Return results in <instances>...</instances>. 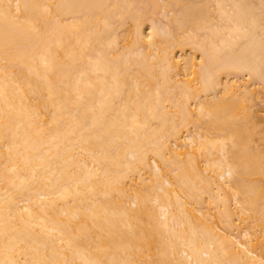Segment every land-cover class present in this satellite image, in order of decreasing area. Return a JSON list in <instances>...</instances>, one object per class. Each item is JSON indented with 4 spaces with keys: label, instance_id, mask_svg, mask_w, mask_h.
Segmentation results:
<instances>
[{
    "label": "bare ground",
    "instance_id": "obj_1",
    "mask_svg": "<svg viewBox=\"0 0 264 264\" xmlns=\"http://www.w3.org/2000/svg\"><path fill=\"white\" fill-rule=\"evenodd\" d=\"M4 1L0 0V264H133L132 256L147 242L160 249L154 264H172L165 249L176 251L179 245L185 256H176L174 264H264L248 230L219 234L187 215L176 198L179 209H172L168 184L188 191L194 204L195 187L208 181L199 167L189 172L179 166V152L172 150L167 157L166 148L177 127H186L183 140L187 146L203 148V163L211 165L210 170L214 167L221 180L214 186L226 185L242 208L239 212L247 211L264 223V192L243 180L263 173L264 162H259V152L248 156L246 114L242 123L230 122L238 102H195L196 115L207 117L212 131L219 133L214 135L218 139L206 142L199 131L188 129V115L177 100V95L184 103L189 99L188 83L197 88L196 98L221 84L226 91L229 82L224 84L221 74L227 68L247 72L264 86V0H164L157 2L167 18L160 25L152 17L158 0ZM207 3L214 5L212 12ZM128 20L137 26L136 39L121 46L118 31ZM170 25L203 31L196 42L201 52L197 61L193 53L167 57L169 46L175 49ZM158 43L168 48L157 50L163 52L160 60L167 62H155V67L160 63L156 74L151 63L157 58L155 50L149 47L151 58L143 45ZM134 54L139 59H133ZM173 68L191 78L175 80L182 73L172 76ZM234 82L233 94L245 99L241 87L247 85ZM166 103L172 110L180 108L178 119L167 114ZM214 147L218 156L211 158ZM148 153L162 160L163 165L155 160L151 169L153 178L161 176L158 181L152 178L161 192H154L151 205L146 195L145 206L137 191L141 197L131 195L135 207L127 208L120 202L124 194L130 196L124 180H129V173L143 182V176L134 175L141 172L135 167L142 163L145 169ZM166 167L176 171L172 179L163 171ZM153 185H146L148 191ZM211 192L216 215L227 219L225 198ZM19 201L24 204L19 206Z\"/></svg>",
    "mask_w": 264,
    "mask_h": 264
},
{
    "label": "rangeland",
    "instance_id": "obj_2",
    "mask_svg": "<svg viewBox=\"0 0 264 264\" xmlns=\"http://www.w3.org/2000/svg\"><path fill=\"white\" fill-rule=\"evenodd\" d=\"M5 1L7 2V0H5ZM154 1H156V0H154ZM160 1L159 0L156 1V4H157L156 8L157 9L156 8L155 9L157 11H155V9H154V12H156V14H154V12H153V15H152V17L154 18V20H155V22L157 24L159 22H161V23H159V25L167 22V18H165V16L163 17V11L160 8L158 9V7H159L158 5L161 4L162 1L164 2V0H160ZM193 1H195V0H193ZM201 1H203V0H200V1L197 0V2H199V3H201ZM209 3L211 4V2H209ZM209 3H207L208 9L211 10V12H212V8H214L213 7L214 5L211 6V5H209ZM212 16L215 18V14L212 15ZM131 21L132 20L126 21V23H124L125 25L122 26L123 28L121 27L119 29V31H118L119 32L118 35H119V38H120V44L119 45H121V46H125L127 44H128L127 46H130L129 43L132 42L131 40L133 38L136 39L137 26H134L136 24L132 21L134 23V25H133V23ZM170 30L172 31V36H173L172 38L174 39L175 49H174V47L171 48V46H169V49H167V51L169 53L171 51H173L175 53L172 52L171 55L168 53L167 57L168 56L172 57L174 55H179V54H181V55L186 57V56H190V55L192 56V53H193L194 56L197 57V59L195 60V61H197L199 59V56H200L201 52H200L199 48L197 47L196 42L200 41L203 38V31L201 30V31L188 32V31H183V29L177 28V27H175L173 25H170ZM145 32H147V30ZM134 34H135V37H134ZM160 35H163V33L160 34ZM191 40H192V42H191ZM132 43H130V44H132ZM134 43H135V41H134ZM139 44L142 45V43H139ZM143 46L145 48H149L150 47V48H152L153 50L156 51V52L153 51V53H152L155 56L157 55L156 56L157 57L156 60H155V58L153 60H151V59L150 60H151V63L154 64V66L152 65V67H153L152 70H154V72L157 74V72L159 71L158 70V66H160V63L163 62V64H165V62H167L165 60L164 61L160 60V56L163 54V52L161 54L159 53V52H161V48H164V46L166 47V45L165 44H162V45L160 44L159 45V43H158L156 45H151V46H147V47L145 45H143ZM152 46H154V47H152ZM144 47L142 49H144ZM166 48H168V47H166ZM149 49H144V50L147 53H149L150 57L152 58L153 55L150 54L151 49H150V51H149ZM144 50H143V52L145 53ZM157 50H159V52ZM147 53H145V54H147ZM135 55L136 54L132 55L133 59L134 58L139 59V58H137L138 56L137 55L135 56ZM170 57H168V58L170 59ZM157 60L160 61L159 65L156 66L158 71L155 70L156 69L155 62ZM152 61H154V62H152ZM158 61H157L156 64H158ZM8 68L11 71L15 70V66H9ZM177 69L178 68L171 69L172 70L171 71V75L172 74L174 75V73L177 71V72L182 73V76H181V74H179L177 76H174L173 78L175 80H177V81L180 80V81L184 82L187 79L191 78V76L186 75L185 73H183L181 68H180V70L178 69L179 71ZM154 77H155V75H153V78ZM180 77L182 79H180ZM222 77H223V79H222ZM225 78H226V80H224ZM183 79H184V81H183ZM221 79H222L221 81L225 82L224 84H227L228 82H229L228 84H230V83L233 84V81H235L236 83H242V82H243V84L245 83V85H247V86H242L241 87V89L243 91V94L246 95L245 99L243 98L244 96L241 97V95L239 96V94L238 95L236 93L233 94V91L231 90L232 88H230L231 84L230 85L227 84V86H229V87H227V90L226 91L224 90V92H223L224 87H222L223 85L221 84L220 86H215V89L210 91L209 93L199 92V97L196 98L195 90L197 88L196 87H192L191 83H188V84H190L189 85V91H188V96H189L188 98L189 99L186 101V103H184L185 101L181 100L182 98L178 97V95H177V100H179L178 102H179L180 108L182 109V111L184 110L183 114L186 113V115H188L186 117L187 118L186 120L188 122V126L187 127H188L189 130H192L193 132H198L199 131L200 134L203 135V138H205V137L207 138L206 140H208V141L205 140L206 142H212L214 140L215 136L217 135L215 133L216 128L215 129L213 128L214 129L213 130L214 132H213L212 129H211L212 128L211 127L212 124H210L208 122V120H207L208 118L207 117L206 118H199L196 115L197 114V109H196L195 102L198 101V100L208 101V99H210V100L211 99H217V100L223 99V100H227V101L234 100V101H236L235 105L238 102L237 103L238 106H236V108L234 107L235 109H233V111L230 112V115H231L230 122L233 123L235 121V122L240 123V121H241V123H242V118L246 114L245 115L246 117L244 116L245 118L243 119V121L244 122L246 121L245 127L247 125V129H248L247 130L248 133H246V135L247 134L249 135V138H248V135L246 137V140H248V142H246L247 146H248V154H249L248 156H251L252 153L259 152V154H258L259 156H257V157L258 158L261 157L259 159V162L261 161V163L263 164V162H264V86L261 85V84H258L256 82V80H254V78L251 75L247 74V72H237V71H235L232 68L225 69L222 72V74H221ZM155 80H157V78L153 79V81L151 80L153 82V84H152L153 86H154V83H155L154 81ZM226 81H228V82L226 83ZM148 87H150V85ZM152 87H150L148 89H152ZM131 94H132V92H131ZM233 96H234V98H233ZM41 99H42V96H40V100ZM241 99H244V100H241ZM166 104H168V105H166V109H168V111H167L168 113L167 114H169L171 116L172 115L175 116L174 114H176V117L174 119H178L179 118L178 114L180 115V112H179L180 108L178 107L179 105L177 106V108H179V109H174V107H173V110H172V108H168L171 103H166ZM172 106H170V107H172ZM169 109L172 110L171 114H170V110ZM247 112L250 115H248ZM247 118H248L249 122H248ZM206 122L208 124H205ZM207 126H210V128L207 127ZM185 128L182 127V126L179 127V128L177 127V129L175 130L176 132H173V135L172 134L170 135V137L171 136H173V137H171V138L169 137V139L167 140V143H166V148H167V150L169 152L167 157H171L172 150L176 151V152H179L180 154L177 156L178 158H176L178 164H180L182 162L181 163L182 165L180 164L179 166H181V167L183 166L184 169H187L189 172L192 171V167L195 170L199 167L198 169L201 170V171L200 170L199 171L202 172V174H204L205 178L207 176L206 180L208 181V183H211V185H208V183L205 182V181H204L203 184H202V182L200 184H197V187H195V189L193 191V192H195L194 194L197 196V197H195V196H193V197H195L194 198L195 201H196V198H197V201L196 202L194 201V204H193V201H192L193 198L191 196L193 193L190 194V196H191V198H190L189 195H188L189 194L188 191L183 190L182 188H180L177 185L168 184L169 186H167V185L166 186L169 187V189L171 190L170 194L168 193L169 194L168 197H170L169 201L171 200V203H173L177 199L178 201H176V202L179 203V200H180V203L181 204L183 203L182 204L183 206H181V204L179 203L180 208L183 207L184 211H185V209H187L186 211L190 212V213L186 212V213H188L187 215L193 214L194 215L193 217H192V215H189V216H191L193 219H195L196 222L198 220V222L200 224L202 222V223L211 225L213 230L215 232L219 233V234H221V233L223 234V232H225V231L226 232H232V231L245 230V232H246V230H248L247 233L248 234L250 233V237L249 238H252V239H250L251 240V242H250L251 245L252 246L254 245L253 247L256 248V251H259V253L264 256V223H262V224L259 223L258 220H255L254 215H253V217H254L253 218L251 216L252 214L248 213L247 211L246 212L244 211V213H240L239 210H241L242 208H241L240 205H238L234 201L233 197L230 195L231 191L227 188L226 185H224L222 183L221 189L224 188V192H223V189L221 190L219 187L218 188L215 187L216 184L221 183V180L216 176V174L214 172L215 168L211 167V170H210V166L211 165L207 166V164L203 163L204 159L206 158V156L204 155L205 153L203 154V152H204L202 150L203 148L197 147L196 144H192L191 147L187 146V142L185 140H183L184 137L182 136V135H184V134H186L188 132L187 128H186L187 131L185 130ZM218 135H219V133H218ZM218 135H217V137H218ZM211 139H213V140H211ZM215 139H218V138H215ZM215 141H217V140H215ZM182 143H183V145H182ZM211 151L213 152V153L211 152V155H213V156L210 155V157L211 158L212 157L216 158L218 156L217 153H216V147L212 148ZM151 154L148 153L146 155V158H145L146 161L144 163L146 165L144 164V166H145L146 170L144 168H142V165H141L142 163L141 164L138 163L136 165L137 168L135 167V169H138L141 172H136L137 170L136 171L134 170L137 173L136 174L133 171V174L135 173L134 175H136L138 177H140V175H141V177L143 176V182H142L141 179L138 180L137 177H136V179L138 181L137 182L136 179H135V176L133 177L132 174L128 173V176L125 179H129L130 181L127 180L128 181L127 182L126 180H124L123 184H124V187H125L126 195L129 193L130 196L128 197V195H127V197H128V199H127V197H124L125 196L124 193H120V192H119L120 194L118 193V195H120L121 197L124 194L123 198H124V200L126 199V201H124L119 196L118 197L121 200L120 199H118V200H120V202L123 203L122 205L127 207V208L128 207L130 208L131 205H132V208L135 207L134 199L132 198L133 199L132 200V199H130V197H133L134 196L133 194L136 193L137 191L140 192L141 195H143V197H144L143 199L144 200L142 201L141 200L142 198H140L141 196L138 193V195L140 196L139 200L142 201L143 203H145V206L151 205L153 203L152 201L154 200L153 197L156 195L155 193L160 191L159 188L158 189L155 188V186H157L155 184V182H156L155 180L157 179V181H158V178L161 179V176L160 175H156V176H158V178H156V177L153 178L152 175H151L152 174V172H151L152 170L151 169L154 166L153 163L157 162L158 165H161L162 163H160V161L162 162V160L159 161V159L156 158L157 156H155L154 154L153 155H151ZM256 155H257V153H256ZM204 156H205V158H204ZM155 160H156V162H154ZM146 162H149V163H146ZM189 162H190V164H189ZM140 165H141V167H140ZM189 167H191V168H189ZM148 168H150V169H148ZM169 168L173 169L172 167H169ZM166 170H167V167H166V169H163V171L167 172L166 176L168 178L172 179L174 177V175L176 174V171H169L168 170L169 171V173H168V171H166ZM195 170H193V171H195ZM163 171H162V173H164ZM129 175H130V177H129ZM152 178L155 179L154 180V185L155 186L153 185ZM208 179H210V180H208ZM146 180H147V182H144ZM243 180L249 182L250 184H253L254 186H257L258 192H260L262 190L264 192V172L263 173H256L255 172V173H252V174H249V175H245V176H243ZM135 181H136V183H135ZM125 182L127 184H125ZM143 183H146V184H143ZM212 183H213V186L215 185L214 186L216 188L215 190H212V187H210V186H212ZM147 184L153 185V188L151 187L152 189L150 190V191H152L151 194L149 193L150 191H148L149 189L146 188ZM130 186H131V188H130ZM126 187L128 189V193H127ZM154 188L156 189V191H154L155 190ZM196 188H198V189H196ZM211 191H215L216 193H220L221 196L225 198V200H226L225 210L227 211V216H228L227 219L226 218H222V216L216 215L217 214V211H216L217 209L215 210L216 207L212 204L211 198H210V195H211L210 192ZM225 192H227V193H225ZM142 193H144L145 195L142 194ZM131 195H133V196H131ZM138 195L136 193L134 197H136ZM146 195L149 196V197L151 196L150 197L151 200H149V202H148V200H146L147 198L149 199V197H145ZM173 199H175V200H173ZM188 199H189V201H192V204H191V202L188 203ZM130 200H132V201H130ZM147 202L150 203V204L148 205ZM19 203H18L19 206L20 205L22 206L24 204V202L22 204L21 201H19ZM178 203H176V204H178ZM154 204L156 206L155 202H154ZM154 204H153V206H154ZM176 206H175V202H174L173 205H172V209L173 208H174V210L177 209L178 205H176ZM199 206H200V208H199ZM196 208H198V209H196ZM181 209L179 210V212L180 211L182 212ZM184 211H183V213H184ZM209 213H211L212 215H209ZM206 215H208V216H206ZM181 216H183V215H181ZM205 216L207 217V219L205 218ZM238 218H239V220H238ZM241 218H245V220H241ZM256 219H257V217H256ZM248 236L249 235H247L246 239L248 238ZM164 237H165V235H164ZM242 238L244 239L245 236L242 237ZM150 239H151L150 237L147 238V240H150ZM146 245H147L146 248L140 249L138 253L134 254L135 256H132L131 259L133 261V264H154V261L158 258L159 254H160V249L158 247H155L152 242H149V243L147 242ZM177 247L178 248H176L177 249L176 251L178 253L175 251V248H173V247H167L165 249L166 258L172 264H174L176 262V256H181V257L185 256L184 252H182L183 251L182 249H184V248H181V245H179ZM180 250H182V251H180Z\"/></svg>",
    "mask_w": 264,
    "mask_h": 264
}]
</instances>
